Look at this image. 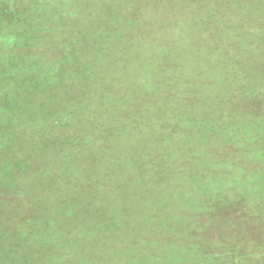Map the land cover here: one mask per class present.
Masks as SVG:
<instances>
[{"label": "rangeland", "instance_id": "rangeland-1", "mask_svg": "<svg viewBox=\"0 0 264 264\" xmlns=\"http://www.w3.org/2000/svg\"><path fill=\"white\" fill-rule=\"evenodd\" d=\"M13 5L71 42L0 30V264H264V0Z\"/></svg>", "mask_w": 264, "mask_h": 264}, {"label": "trees", "instance_id": "trees-1", "mask_svg": "<svg viewBox=\"0 0 264 264\" xmlns=\"http://www.w3.org/2000/svg\"><path fill=\"white\" fill-rule=\"evenodd\" d=\"M14 1L15 0H10V1L9 0H0V22H2V20L6 18V19H8V21L12 22V23H10V25L12 24L13 26H15V27H13V26L6 27L5 24L2 25L0 23V30H1V32H6L7 33L8 31L6 29L7 28L8 29L10 28V30L14 33V36H15L13 38L14 39H17V40H21L23 42L22 45L23 46H26V48H30L29 46H32L34 41L42 42V44L44 46L43 48H38V51L37 50H34V49H26V48H24V53H23V56L24 57H22V58H20L18 60L19 63H17V61H15L16 65L14 66V70H15V73H18V72H20L21 62H23L24 60L26 61V59H28V58H30L32 60L33 56H34V58H36V57L39 56V57H41L43 59H47L48 57L46 58V56L49 53H51V51H52V50H50L48 48H51V49L53 48L54 49L57 46H61V47H65V48L67 47L68 48V44H70L71 40H70V38H65L64 39V36H61L60 37V35H59V29H60L61 26L60 27H57V28H54V29H51V30H47L49 28H46L47 27L46 25L49 24V21H45V24L46 25H44L43 23H40L39 18H34L30 22L26 21L27 19L29 20V17L30 16H32L33 14H35V11H37L38 8L37 7H33L32 10L31 9H28V12H24L23 11V12H21L23 14L21 16V13H18L15 10V5H13L14 4ZM5 2H7L8 4H10V3H12V4L6 6V3ZM43 11H45V10H43ZM21 21H23L24 24H21V27L18 28L16 24L21 23ZM107 27L108 26L104 25L102 27V31H101L100 34H102L104 32L103 29L105 30ZM40 34H42L41 37H40ZM52 34H54L55 36L52 35ZM7 35L8 34H6V37H7ZM50 35H52V36H50ZM44 40H46V41L44 42ZM17 46L20 47L19 44ZM39 53H40V55H39ZM5 55H8V53L6 52ZM76 57H78V55ZM80 58H82V57H80ZM84 60H85L84 58L83 59H80V60H77L76 64L74 65L75 66L74 68H75V72L76 73H79V70H80L79 65L81 66V64H83V69H86V70L88 69L89 63L85 62ZM32 65L35 67V70L38 69L39 72L40 71L44 72L45 70H48V69H45V68L51 69L50 67H48L50 64H48V66H46V63H42L41 64V63L32 62ZM39 67H41V68L39 69ZM68 68H70V67L69 66H66V67L64 66V67L60 68V70L65 72V70L67 71ZM94 68L95 67H93L91 71H93ZM96 68H98V67L96 66ZM64 72H62V73H64ZM38 79H42L41 78V75L39 73L37 75V80ZM64 79L69 80L68 77H64ZM45 82H47V79L43 83H45ZM41 85L42 84H40L39 89H35V92L28 93L30 99H32V96H35L38 91L39 92H40V90L43 91L44 87H42ZM53 88L54 87H52V86L49 87V88H46L47 96L52 95L54 93L52 91ZM3 92H5V91H3ZM1 93H2V91L0 90V94ZM44 109H45V111H44L45 113L44 112H41L42 111L41 109L39 110V112H40V115L42 114L43 118L46 117V119L50 121V122L47 123V125H45V126H47L46 128L47 129H50V130L51 129L52 130L57 129V122H56L57 120L56 121L53 120V118H55V115H54L53 111H51L48 106L45 107ZM51 120H53V121L51 122ZM50 132H47V134H45L43 136H45V138L46 137L49 138L50 137ZM30 137H31L32 141H35L34 140V137L36 139V136L34 134H33V137L32 136H30ZM47 138L45 140H48ZM51 147L52 146L50 145L49 147H45V149H44L45 152L47 151L48 155H50V156L52 155L51 153H49V151L52 149ZM36 149H37V142L35 141L34 144L31 147V151L34 154L35 158L37 156L36 155V152L38 153V150H36ZM9 154H10V156L12 155L11 153H9ZM9 154H7V152H5V150H3V147L1 146V148H0V156H2V158H3L4 155L6 157H8ZM40 156L42 157V151L40 153ZM27 158L32 159V157L29 156V155L27 156ZM49 161L51 163V160L50 159L49 160H46L45 163H44V166H46L49 163ZM0 182H2V181L0 180ZM2 186H3V184L2 185L0 184V189H3V188H1ZM19 187H21V185H19ZM18 190H20V188H18ZM3 195H7V193H4ZM13 202L22 203L21 200H20V197H18L17 195H16V198H15V201H13ZM24 205L27 207V206H31L32 204H31V202L30 203L29 202H26V203L24 202ZM6 208H7V210H9V209L10 210L9 211H6ZM2 209L5 210V211H3ZM21 209H23L22 206H21ZM21 209L18 211L17 208H15L13 206L11 207V205L6 204L3 196H0V210H1L0 211V226L3 227L2 228V231L3 230H6V227L4 225L6 223H9L10 222V217H11L12 213L13 214H18L19 212H23V211H21ZM23 219H24V217H23ZM1 224H4V225H1ZM18 225H20V224H18Z\"/></svg>", "mask_w": 264, "mask_h": 264}]
</instances>
